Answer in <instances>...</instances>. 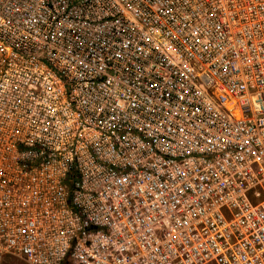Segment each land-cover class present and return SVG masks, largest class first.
I'll list each match as a JSON object with an SVG mask.
<instances>
[{
  "label": "built area",
  "instance_id": "2783aa9c",
  "mask_svg": "<svg viewBox=\"0 0 264 264\" xmlns=\"http://www.w3.org/2000/svg\"><path fill=\"white\" fill-rule=\"evenodd\" d=\"M264 264V0H0V264Z\"/></svg>",
  "mask_w": 264,
  "mask_h": 264
},
{
  "label": "rangeland",
  "instance_id": "374dc122",
  "mask_svg": "<svg viewBox=\"0 0 264 264\" xmlns=\"http://www.w3.org/2000/svg\"><path fill=\"white\" fill-rule=\"evenodd\" d=\"M2 264H27V263L19 258L7 257L3 260Z\"/></svg>",
  "mask_w": 264,
  "mask_h": 264
}]
</instances>
